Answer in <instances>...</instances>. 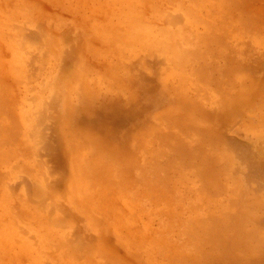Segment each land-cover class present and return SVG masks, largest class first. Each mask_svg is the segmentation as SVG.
I'll list each match as a JSON object with an SVG mask.
<instances>
[{"label":"rangeland","instance_id":"obj_1","mask_svg":"<svg viewBox=\"0 0 264 264\" xmlns=\"http://www.w3.org/2000/svg\"><path fill=\"white\" fill-rule=\"evenodd\" d=\"M119 1L0 2V264H264V0L139 3L188 52L183 96L171 54L121 37L139 0ZM14 31L28 62L13 76Z\"/></svg>","mask_w":264,"mask_h":264},{"label":"bare ground","instance_id":"obj_2","mask_svg":"<svg viewBox=\"0 0 264 264\" xmlns=\"http://www.w3.org/2000/svg\"><path fill=\"white\" fill-rule=\"evenodd\" d=\"M2 1V0H1ZM0 1V2H1ZM10 1V0H9ZM19 1V0H18ZM23 0H21V2H22ZM124 1V0H123ZM123 1H119V2H117V3H120L118 6V9H121L122 7H124L125 5H124V3H123ZM135 1H137V0H134V2L132 3V5L134 6V7H136L137 5H136V2ZM143 0H139L138 1V7L135 9V11H134V14H132L131 16H132V18H129L127 21H128V23H127V25H128V27L127 28H122V27H117L118 28V31H119V33H120V35H121V37L124 39V40H127V41H131V40H133V39H135V38H137V39H139V38H141L142 39V42L144 43V48H141V47H139L141 50L143 49L144 51H146L147 52V54H148V52H150V51H152V50H155V52H156V54L159 56V58L161 57H167L168 55H170L171 54V58L172 57H174L175 58V60H172V59H170V60H172L173 62H174V66H171V61L169 62V58L167 59V67H165L164 69H165V72H169V73H171L172 75H176V76H183V78L185 79V80H182L180 83H179V85H178V90H174L173 91V93H174V95L175 96H183L184 95V87H185V83H186V80H188V77H187V75L185 74V71H186V69H187V67H184V68H182V66H185V64L186 63H189L190 64V62H189V60H188V54H187V56L185 55L186 54V52H181L180 51V49L178 48V47H182L181 46V44L180 43H178V42H176L177 41V39H178V36H177V30H175V29H172V30H170V28H167V26H165L164 28H162V29H164V33H165V36L164 37H162L161 38V40H160V37L158 36V35H156V33L154 32V30H153V28L151 27V26H149L150 24L148 23V25L147 26H145V25H143V20H144V18H146L144 15H143V13H142V11H141V9H140V5H139V3L141 4V2H142ZM146 1V0H145ZM7 3V2H6ZM10 3V2H9ZM26 3V2H25ZM24 3V4H25ZM123 3V4H122ZM148 3V2H147ZM2 4H4V3H2ZM144 4V3H143ZM0 5H1V3H0ZM6 5H8V3L6 4ZM5 5V6H6ZM15 5V4H14ZM23 5V4H22ZM3 6V5H2ZM2 6H1V8H2ZM11 6V5H10ZM10 6H8V7H10ZM17 6V5H16ZM8 7H7V9H8ZM11 7H13V5L11 6ZM10 7V8H11ZM19 7V6H18ZM25 7H27V5H25ZM150 7V6H149ZM198 7V6H197ZM3 8H4V6H3ZM3 8H2V10L0 9V13H2V11H3ZM16 8V7H15ZM20 8V7H19ZM127 8V7H126ZM130 8V7H129ZM181 8L183 9V8H185L184 7V5H181ZM5 9V8H4ZM153 9H155V5H154V7H153ZM152 9V10H153ZM9 10V9H8ZM23 10V9H22ZM125 10V9H124ZM129 10V9H128ZM5 11V10H4ZM12 11H14V10H12ZM26 11H31L30 9L28 10H26ZM114 10H112V12H113ZM126 11H127V9H126ZM155 11H157V10H155ZM163 11V10H162ZM183 11V10H182ZM6 12V11H5ZM5 12H4V14H5ZM7 12H9V11H7ZM123 12V11H122ZM128 12V11H127ZM152 12V11H151ZM161 12V11H160ZM110 14V13H109ZM116 14H118V13H116ZM120 14V13H119ZM118 14V15H119ZM157 14V13H156ZM115 15V14H114ZM147 15V14H146ZM149 15V14H148ZM105 16H106V14H105ZM130 15H129V17H131ZM177 16V15H176ZM175 16V17H176ZM149 17V16H148ZM156 17V16H155ZM165 17V16H164ZM174 17V18H175ZM181 17V16H180ZM119 18H122L121 17V15H120V17ZM157 18V17H156ZM174 18H170V16H167V14H166V17H165V20H166V22H167V24H168V22L170 23L172 20H174ZM3 19V18H2ZM9 19V18H8ZM39 19V18H38ZM176 19V18H175ZM148 20V19H147ZM124 21H126V20H124ZM123 21V22H124ZM176 21H177V23L178 22H180V21H182L180 18H178V19H176ZM118 22V21H117ZM122 22V21H121ZM120 22V23H121ZM147 23V22H146ZM145 23V24H146ZM38 24V23H37ZM125 25V24H124ZM9 26H10V24L8 23L7 24V22H4V21H2L1 20V17H0V35H3V38L5 37V34L2 32V28H8V30L9 29H11V28H9ZM13 27H14V25H12ZM16 26V25H15ZM20 25L18 24V26L17 27H19ZM117 26H119V24L117 25ZM17 27H15L16 29H17ZM21 27V26H20ZM20 27H19V29L17 30V31H22V29H20ZM23 27V26H22ZM126 27V26H125ZM169 27V26H168ZM116 28V29H117ZM101 29V28H100ZM159 29V28H158ZM35 30V29H34ZM187 30V29H186ZM17 31H14V32H10V34H12V39H9L7 36H11L10 34L9 35H7L6 34V40H7V44H8V46L10 47V49H11V51L13 52V55H14V60L13 61H11V63H10V67H9V69H10V72H13L12 73V75L14 76V75H17V73L18 72H24V71H26V70H24V67H25V61H26V59H24V58H26L25 57V55H26V52H28V49H27V41L26 40H24L25 39V37H23V35L21 34V32H19L20 34H18L17 33ZM23 31H24V29H23ZM22 31V32H23ZM46 31V30H45ZM78 31V30H77ZM160 31V30H159ZM38 33H41L40 31H38ZM79 33V32H78ZM182 33V32H181ZM117 33H115V35H116ZM184 34H185V32H183L182 33V35L184 36ZM77 35H80V34H77ZM119 36V35H118ZM213 37L215 38V36L213 35ZM54 38V37H53ZM78 38V37H77ZM115 38H118V37H115ZM114 38V39H115ZM79 39V38H78ZM114 39H112V42H113V40ZM77 40V39H76ZM120 40H122V39H120V37H119V41ZM217 40V39H216ZM51 41H52V39H51ZM75 41V40H74ZM80 41V40H79ZM84 41V40H83ZM219 41V40H218ZM55 42V41H54ZM214 42V41H213ZM56 43V42H55ZM79 43V42H78ZM119 43H121V41L119 42ZM209 43V42H208ZM50 44V43H49ZM54 44V43H53ZM57 44V43H56ZM205 44H207V43H205ZM50 45H52V43L50 44ZM112 45H113V43H112ZM116 45V44H115ZM186 45V44H185ZM214 45H215V43H214ZM218 45V44H217ZM54 46H56V45H54ZM61 46H62V44H61ZM68 45H66V47H67ZM123 46H125V45H123ZM211 46V45H210ZM210 46L209 47H207V49L208 48H210ZM213 46V45H212ZM211 46V47H212ZM45 47H46V45H45ZM121 46H119V48H120ZM126 47V46H125ZM124 47V48H125ZM128 47V46H127ZM131 47H133L132 45H131ZM40 48V47H39ZM56 48H58V46L56 47ZM123 48V47H122ZM203 48V47H202ZM36 49H38V48H36ZM50 49V48H49ZM53 49V48H52ZM133 49V48H132ZM161 49H163V50H161ZM213 49V48H212ZM55 50V49H54ZM124 51V50H123ZM213 51V50H212ZM77 52V51H76ZM50 53V52H49ZM57 53V52H56ZM61 53H62V51H61ZM188 53V52H187ZM198 53V51H196V54ZM215 53V52H214ZM191 54V53H190ZM195 54V53H194ZM201 54H204V53H201ZM216 54V53H215ZM153 55H155V53L153 54ZM213 55V54H212ZM78 56V55H77ZM192 56V55H191ZM202 56V55H201ZM200 56V57H201ZM146 57V56H145ZM148 57V56H147ZM155 57V56H154ZM169 57V56H168ZM198 57V56H197ZM149 58V57H148ZM147 58V59H148ZM151 58H152V56H151ZM158 58V59H159ZM189 58H190V55H189ZM192 58H193V56H192ZM43 59V58H42ZM79 59V58H78ZM164 59L162 58V60L160 59V61H163ZM197 61V60H196ZM28 62V60L26 61V63ZM164 62V61H163ZM32 63V62H31ZM191 63H193V62H191ZM33 64V63H32ZM81 64V63H80ZM84 64V63H83ZM151 64V63H150ZM154 64V63H153ZM196 64V63H195ZM84 65H86V64H84ZM155 65H156V63H155ZM28 66V65H27ZM60 66V65H59ZM62 66V65H61ZM193 66V65H192ZM202 66V65H201ZM74 67H77V66H74ZM154 67V66H153ZM170 67V68H169ZM188 67H189V65H188ZM61 68V67H60ZM80 68V67H79ZM203 68H204V66H203ZM6 69V68H5ZM22 69V71H20ZM73 69V68H72ZM72 69H71V72H72ZM192 69V68H191ZM2 70V69H1ZM4 70V69H3ZM29 70V69H28ZM74 70H76V68L74 69ZM86 70V69H85ZM201 70V72L202 71H204V70H202L201 68L199 69V71ZM65 71V70H64ZM193 71H195V68L193 67ZM27 72V71H26ZM75 72V71H74ZM73 72V73H74ZM79 72V71H78ZM198 72V71H197ZM197 72H195V73H197ZM25 73V72H24ZM30 73V72H29ZM61 73V72H60ZM205 73V72H204ZM22 74V73H21ZM19 75V74H18ZM56 75V74H55ZM85 75H87V74H84V76ZM164 76H162L161 77V80L162 79H164L165 77H167V74H163ZM200 75V74H199ZM1 76H3V74L1 75ZM0 76V77H1ZM201 76H204V75H202V73H201ZM57 78V77H56ZM75 78V77H74ZM78 78H79V76H78ZM84 78V77H83ZM14 79V78H13ZM63 79V78H62ZM143 79H145V78H143ZM56 82V81H55ZM59 82V81H58ZM82 82H83V80H82ZM69 83H70V81H69ZM73 83V82H72ZM84 83V82H83ZM53 85H55V83H53ZM85 85H86V83H85ZM69 86H71V85H69ZM68 86V87H69ZM168 86V84H162L161 85V87H159L158 88V90L160 91V93L163 95V97L165 98V99H167V97H166V93H167V91H168V89L166 88ZM67 87V86H66ZM150 87H152V86H150ZM1 88V87H0ZM53 88H55L54 86H53ZM64 88V87H63ZM70 88V87H69ZM57 89H58V87H57ZM167 91H166V90ZM1 90V89H0ZM55 90H56V88H55ZM79 90H80V88H79ZM41 91V90H40ZM150 91V90H149ZM1 92V91H0ZM58 92H60V89H59V91ZM57 92V93H58ZM66 92H69L68 90L66 91ZM154 92V91H153ZM169 92V91H168ZM55 91H54V93H52L53 95L54 94H57ZM60 94V93H59ZM65 94H67V93H65ZM70 94V93H69ZM203 94V93H202ZM4 95V94H3ZM69 96V95H68ZM77 96V95H76ZM187 97H189V96H187ZM52 100V99H51ZM1 101V100H0ZM43 102V104L42 105H44L45 106V102L44 101H42ZM55 102V101H54ZM189 102V101H188ZM69 103V102H68ZM72 104V103H71ZM187 104V103H186ZM1 106H3L4 107V103H2V104H0ZM36 106H34L35 108H36V110H37V113L36 112H34V114H35V118L33 119L35 122H41L40 120H41V118L43 119V117H46V120H47V116L45 115V116H42V113H44V112H47L48 110H47V108L46 107H44V109L42 108V106H41V103H39V105H38V103H36L35 104ZM188 105V104H187ZM186 105V106H187ZM6 108V107H5ZM29 108V107H28ZM31 108V107H30ZM29 108V109H30ZM33 108V107H32ZM28 109V110H29ZM60 110V109H59ZM9 111V110H8ZM60 112V111H59ZM48 114V113H47ZM26 117H27V115H26ZM32 116L31 115H29L28 117H27V120H28V123L29 124H31L32 123V118H31ZM45 119H43V121H44ZM45 120V121H46ZM63 123V122H62ZM205 124V123H204ZM63 133V132H62ZM59 135L61 134L60 132L58 133ZM204 134V133H203ZM3 135H5V134H3ZM2 135V136H3ZM10 135V134H9ZM24 136V135H23ZM66 136V135H65ZM204 136H206V135H204ZM21 137H22V135H21ZM70 137V136H69ZM208 138V137H207ZM9 139V138H8ZM7 139V140H8ZM21 139H25V137L24 138H21ZM61 139V138H60ZM63 139V138H62ZM28 140V139H27ZM64 140V139H63ZM62 140V141H63ZM207 140V139H206ZM209 140V142H210V139H208ZM62 141H61V143H62ZM206 142V141H205ZM32 143V142H31ZM30 143V144H31ZM55 144V143H54ZM62 145V144H61ZM34 146V145H33ZM61 147V146H60ZM52 152H53V150H50L49 149V153L50 154H52ZM206 154V153H205ZM256 155V154H255ZM254 155V156H255ZM218 158H220V157H218ZM118 159V158H117ZM224 159V158H223ZM62 160H63V158H62ZM74 160H75V158H74ZM225 160V159H224ZM229 160H230V158H229ZM228 159H227V161H229ZM220 161V160H219ZM213 163V162H212ZM261 163V162H260ZM263 164V163H262ZM0 165H2L1 163H0ZM10 166V165H9ZM21 166V165H20ZM38 166V165H37ZM4 167V166H3ZM39 168H41V169H45V168H43L42 166L40 167V166H38ZM208 167V166H207ZM206 167V168H207ZM211 167V166H210ZM53 168V171L52 172H54L53 174L57 177V183L58 184H64L61 180H62V175L63 176H66V175H64L62 172H66L67 170H63L60 166H59V158L57 159V166H54V167H52ZM29 169V168H28ZM51 169V168H50ZM209 169H212V168H209L208 167V169H207V172H209L210 170ZM18 170V169H17ZM209 170V171H208ZM50 171V170H49ZM11 172V171H10ZM4 174V173H3ZM8 176V175H7ZM15 176V175H14ZM13 176V177H14ZM43 180H44V176L43 175H39V174H36V178H35V184H38V185H42V182H43ZM60 182V183H59ZM27 184V183H26ZM74 185V184H73ZM24 186V185H23ZM47 186H49V185H47ZM3 187V186H2ZM43 187V186H42ZM50 187V186H49ZM62 187V186H61ZM61 187L59 188V189H61ZM75 187V186H74ZM6 188H7V186H4L3 187V189H5L6 190ZM30 188V187H29ZM58 187H56V188H54V189H57ZM1 189V188H0ZM33 189V188H32ZM4 190V191H5ZM16 190V189H15ZM31 190V189H30ZM27 191V190H26ZM57 191V190H56ZM82 191V190H81ZM83 191H84V193L86 192V188H83ZM9 192V191H8ZM31 192V191H30ZM29 192V193H30ZM72 193L73 194H75V189L74 188H72ZM2 194V193H1ZM1 194H0V196H1ZM4 194V193H3ZM2 194V195H3ZM23 194V193H22ZM25 194V193H24ZM67 194H68V196H69V200L73 197V195L72 194H70V191L69 192H67ZM5 195V194H4ZM30 195V194H29ZM57 197H61V196H57ZM15 198H17V197H15ZM68 198V197H67ZM1 199V198H0ZM28 199L26 198V201H27ZM23 201H25V200H23ZM23 201H20V202H23ZM25 201V202H26ZM3 202V201H2ZM55 203H56V201H54ZM43 203V202H42ZM5 204V203H4ZM22 205H23V203H21ZM25 204H27V203H25ZM74 204H75V202H74ZM74 204H72V205H74ZM30 205V204H29ZM42 206V205H41ZM49 206V205H48ZM5 207V206H4ZM33 207V206H32ZM5 208H7V207H5ZM9 208V207H8ZM7 208V209H8ZM33 208H35V206L33 207ZM15 208L13 207V210H14ZM9 210V209H8ZM45 210V209H44ZM47 210H49V209H47ZM54 210V209H53ZM10 211V210H9ZM11 212V211H10ZM36 212V211H35ZM10 214V213H9ZM13 215V214H12ZM37 215V214H36ZM47 215H48V212H47ZM58 217H60V216H58ZM35 218V217H34ZM37 218V217H36ZM13 220V219H12ZM11 220V221H12ZM38 221V220H37ZM8 222V221H7ZM36 222V221H35ZM5 223V222H4ZM13 223H15V222H13ZM22 223V222H21ZM3 224V223H2ZM10 223L8 222V225H9ZM49 224V223H48ZM47 224V225H48ZM14 225V224H13ZM22 225V224H21ZM51 225V224H50ZM2 226V225H1ZM18 226V225H17ZM54 226V225H53ZM3 227V226H2ZM20 227V226H19ZM32 227V226H31ZM36 227V226H35ZM28 229V228H27ZM37 229V228H36ZM1 231V230H0ZM18 231V230H17ZM3 232V231H2ZM19 232V231H18ZM30 232V231H29ZM20 234V233H19ZM54 234V233H53ZM21 235V234H20ZM8 234L7 233H5V235L3 236V238L2 239H6V238H8ZM67 236V235H66ZM15 237V236H14ZM19 237H21V236H19ZM57 237V236H56ZM58 238H59V236H58ZM59 240H62V239H60L59 238ZM42 241V240H41ZM64 241V239L62 240V242ZM60 242V241H59ZM61 242V243H62ZM17 243V242H16ZM42 243V242H41ZM6 244V243H5ZM4 244V245H5ZM22 244V243H21ZM1 245H3V243L1 244ZM3 245V246H4ZM11 245V244H10ZM10 245H9V247H10ZM13 245V244H12ZM17 245H19V244H17ZM23 245V244H22ZM66 245H67V243H66ZM54 246V245H53ZM8 247V248H9ZM29 247V246H28ZM4 248V247H3ZM10 248H12V247H10ZM15 248V247H14ZM23 248V247H22ZM21 248V249H22ZM26 248V247H25ZM30 248H31V245H30ZM13 249V248H12ZM27 249V248H26ZM53 249V248H52ZM9 249H7V251H8ZM30 250V249H29ZM29 250H27L28 251V253L30 252ZM54 250H56V249H54ZM21 251H23V249L21 250ZM26 251V250H25ZM33 251V250H32ZM9 252H11V251H9ZM40 252V251H39ZM38 252V253H39ZM2 253V252H1ZM34 253H35V251H34ZM9 254V253H8ZM40 254H41V252H40ZM10 255V254H9ZM31 255H33V254H31ZM35 255V254H34ZM33 255V258L35 257ZM22 256V255H21ZM27 256H28V254H27ZM30 256V255H29ZM42 256V255H41ZM41 256H39V258L41 257ZM24 257V256H23ZM3 258H4V255H3ZM30 260H31V256L30 257H28ZM42 258H43V256H42ZM41 258V259H42ZM5 259V258H4ZM3 259V260H4ZM14 259V258H13ZM1 260V259H0ZM6 260H8V259H6ZM39 260V259H38ZM35 261V260H34ZM33 261V262H34ZM37 261V260H36ZM40 261V260H39ZM46 261V260H45ZM32 262V261H31Z\"/></svg>","mask_w":264,"mask_h":264}]
</instances>
